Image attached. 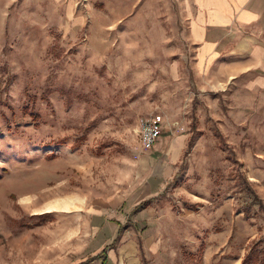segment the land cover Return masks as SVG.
I'll use <instances>...</instances> for the list:
<instances>
[{
	"label": "rangeland",
	"instance_id": "rangeland-1",
	"mask_svg": "<svg viewBox=\"0 0 264 264\" xmlns=\"http://www.w3.org/2000/svg\"><path fill=\"white\" fill-rule=\"evenodd\" d=\"M87 3L0 0V264L264 254V90L193 75L175 4Z\"/></svg>",
	"mask_w": 264,
	"mask_h": 264
},
{
	"label": "crops",
	"instance_id": "crops-1",
	"mask_svg": "<svg viewBox=\"0 0 264 264\" xmlns=\"http://www.w3.org/2000/svg\"><path fill=\"white\" fill-rule=\"evenodd\" d=\"M160 1L169 16L175 4L177 28L191 47L190 53L187 51L181 57L192 59L193 75L220 74L226 83L248 75L250 88L264 90V0H153V3ZM139 3L140 0H88L85 8L133 10ZM183 67L182 62L175 63L174 70L181 72ZM151 158L147 156L146 162Z\"/></svg>",
	"mask_w": 264,
	"mask_h": 264
},
{
	"label": "built area",
	"instance_id": "built-area-1",
	"mask_svg": "<svg viewBox=\"0 0 264 264\" xmlns=\"http://www.w3.org/2000/svg\"><path fill=\"white\" fill-rule=\"evenodd\" d=\"M87 0H84L86 2ZM177 129L180 128V124L176 123ZM182 130V129H181ZM163 132V125L158 120L148 119L141 124L140 127V138L144 150H152L157 141L161 138Z\"/></svg>",
	"mask_w": 264,
	"mask_h": 264
},
{
	"label": "trees",
	"instance_id": "trees-1",
	"mask_svg": "<svg viewBox=\"0 0 264 264\" xmlns=\"http://www.w3.org/2000/svg\"><path fill=\"white\" fill-rule=\"evenodd\" d=\"M38 119V116H33V120L35 122H37ZM85 139V137H81L80 139H78V141L76 142L77 145L80 146L81 143L85 141ZM249 212V209H245V215L249 216ZM193 258L195 259L193 264H203L202 261L196 260L195 256H193ZM241 264H264V254L262 249L259 248V245L255 244L249 249V251L244 256Z\"/></svg>",
	"mask_w": 264,
	"mask_h": 264
}]
</instances>
